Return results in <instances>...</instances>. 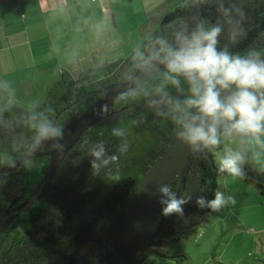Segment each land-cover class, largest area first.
<instances>
[{"label":"trees","instance_id":"16d2710c","mask_svg":"<svg viewBox=\"0 0 264 264\" xmlns=\"http://www.w3.org/2000/svg\"><path fill=\"white\" fill-rule=\"evenodd\" d=\"M221 4L224 8L232 9L230 15H224L218 10ZM237 10L244 13L242 20ZM202 19L207 20L209 24L223 25V31L218 37V50L227 48L233 54H245L254 49L260 51L264 58V0H180L165 12L159 28L149 39L138 46L142 47L140 53L151 56L156 47L157 37L162 36L170 43H175L177 31L184 27L191 31ZM237 21H240L245 34L233 41L231 33ZM138 53L124 62H118L113 69L123 67L129 61L137 67L144 65ZM72 78L83 81L82 76H69V79ZM153 78L158 79V82L152 81L142 90L126 96L125 99L130 107L121 117L108 121L103 127L102 134H94L99 130H95L96 127L88 129L67 152L53 175L46 195L23 213L26 224L20 225L18 227L20 230H13L16 232L14 235L20 234L19 242L11 250L8 264H87L108 254L116 247L125 227L126 208L135 186L148 166L176 136L166 101H161L158 106L150 103L153 100H161L157 91L158 86L164 82L163 77ZM65 84L63 80H56L51 87L52 94L46 93L42 100L31 107L10 104L0 112V119L2 118L0 160L5 157L15 159L30 147L36 135L33 124L44 117L54 120V113L60 103L58 95H64V87L67 86ZM181 85L183 90L168 85L166 91L172 97L182 100L187 95L188 86L183 80ZM11 109H15L12 119L11 117L3 119V114H7ZM11 123L14 126L9 128L8 125ZM127 124L135 132L147 130L152 134L151 139L145 144L141 143L138 151L131 150L121 155L118 161L120 181H106L105 186L95 191L97 197L94 199L92 198L94 192L91 193L89 188H83L82 185L91 173L89 149L95 143L103 141L110 155L113 144L108 136L112 128ZM10 130L12 133H7ZM74 161L79 163L75 164ZM109 167L115 170L117 165L112 164ZM244 168L247 177H251L253 172L249 160ZM44 171L45 168L40 175H43ZM31 173L21 166L15 171L0 174V215L7 202L20 193L21 187L27 188V184L30 183L27 175ZM216 173L214 150H211V153L206 150L194 157L186 174L182 193V195L190 193L192 199L183 206V216L170 215L165 229L148 254L158 259L167 258L175 261L187 258L184 252L168 254L156 247L171 235L186 237L196 231L197 225L204 221L211 210L199 208L195 201L199 196H204L208 200L214 199L215 190L218 188ZM35 184L36 181L30 188L31 192ZM170 186L175 191L176 181ZM89 197L93 199L92 206ZM161 209L162 205L158 219L162 216Z\"/></svg>","mask_w":264,"mask_h":264},{"label":"clouds","instance_id":"9594fccd","mask_svg":"<svg viewBox=\"0 0 264 264\" xmlns=\"http://www.w3.org/2000/svg\"><path fill=\"white\" fill-rule=\"evenodd\" d=\"M218 10L224 15L232 12V9L224 8L222 4ZM237 11L242 20L244 13ZM222 31L223 25L209 24L202 19L191 31L187 27L177 31L175 43H170L162 36L157 37L151 56L138 53L146 70L159 72L160 65L164 66V82L157 91L161 100L150 103L158 106L161 101H166L177 141L186 146L191 156L206 150L211 153V150L221 145L222 138L228 137L239 138L242 144H264L261 140L264 136V58L260 51L254 49L245 54H233L227 48L218 50V37ZM244 34L240 21H237L231 33L232 40L236 41ZM182 80L188 87L187 95L181 100L172 97L166 89L171 85L183 90ZM32 127L36 133L33 152L44 141L58 140L64 136L63 129L47 117ZM111 134L121 138L116 153L109 155L103 141L89 149L91 176L107 182H119L121 175L118 161L121 154L127 153L129 143L125 128L114 127ZM60 147L63 148L62 145ZM74 163L78 164L79 161ZM216 163L219 174L234 179L248 176L244 168L248 163V155L244 149L225 148ZM0 164L15 167L16 161L5 157L0 160ZM112 164L117 165L115 170L109 167ZM30 166L29 162H25V167ZM156 191L160 196L162 215H184L183 206L192 199L190 193L178 196L169 184L159 185ZM195 203L201 209L207 208L212 213H218L226 207L235 206L237 200L234 195H226L217 188L214 199L199 196Z\"/></svg>","mask_w":264,"mask_h":264},{"label":"rangeland","instance_id":"374dc122","mask_svg":"<svg viewBox=\"0 0 264 264\" xmlns=\"http://www.w3.org/2000/svg\"><path fill=\"white\" fill-rule=\"evenodd\" d=\"M179 1L180 0H113V3L111 2V8H113L115 14V22L111 17L105 18V20H102L100 17L96 20L89 16L80 18L82 12L79 11V16L77 18L79 20L78 23L77 20L72 19V23H67L66 29L72 28V26H74V29H79L82 24L84 27L90 26V28L85 32L86 34L84 36L73 35L72 37H68L66 40L69 41L63 43L61 48H57L56 56L59 59L60 66L57 65L56 62L53 63L51 59L46 58L52 54H46L44 55L46 57L38 58V56H42L38 55L41 53L37 50H32V54H35V58L29 57L24 66H21L22 69H20L19 72H16L17 75L14 73L15 75L6 78L5 76H0V108H6L10 104L16 106L19 105L21 107H31L34 103L42 100L46 93L52 94L51 87L56 80H66L68 83L74 82V84L82 83L84 85L86 82L92 81V79L96 80L99 76L102 77L105 72L113 70L118 62H124L129 58V55L133 50L145 43L154 31L159 28L165 12ZM80 20L82 21V24H79L81 23ZM70 31L72 30H69L66 34L64 27L61 26L58 32L63 36L61 39H58V41L61 43V40H65L66 35L71 36L73 32ZM83 51H86L87 53H82ZM4 60L6 66L12 64L9 62L8 58ZM31 61L34 62L33 67L27 68ZM76 61H80V65L77 64ZM66 62H70V65L67 68L64 67ZM11 66L13 67V65ZM73 75L82 76L83 81L79 78L70 81L69 76L73 77ZM4 84H7V86H3ZM79 89L80 92H83L88 89V85H84L82 89ZM3 90L6 92H3ZM50 106L52 105L50 104ZM13 110L15 109L8 110L7 114L5 113L3 115L11 117L10 119H12ZM8 126L9 128H12L14 124L11 123ZM120 127L126 129V139L129 143L128 151H138V148L142 145L141 143L145 144L151 139L152 134L147 130L135 132L128 124ZM103 132L104 129H99L94 134L99 135ZM7 133L11 134L12 130ZM108 138L112 140L111 143L113 144L110 150L111 155L116 153L117 147L121 143V138L114 137L112 134H110ZM261 140L264 141V136L261 137ZM133 143H135V145ZM228 143H232L230 148L233 149L237 147L240 148V144H242L240 143L239 138H222L221 145L214 149L215 163L216 159L223 153L224 149L228 148ZM242 145H244L242 149L247 151L248 158H250L249 163L253 172V181L261 180L264 182V149H259L257 151L255 142ZM32 175V173L27 175L28 182L33 178ZM224 175L225 174H219L217 170L216 179L218 182V188L221 191H223L222 181L225 182V180L222 179ZM228 180L230 179L227 178L226 182L229 185L236 183V181L229 182ZM29 184L30 183L27 185ZM105 184L106 181L104 179L99 177L93 178L90 173V177L82 185L83 188H89L91 193L94 192L92 198L95 199L97 197V192L95 191H99L105 186ZM243 185L245 186V192H248V194H242L240 199L237 197V203L235 205L238 206L246 205L248 203L252 204L257 201V196L255 195V183L246 181L245 183L243 182ZM236 191H240V189H237ZM236 196H239V194ZM259 197L264 200L263 193H260ZM92 198L90 200L91 206L93 205ZM260 209L264 210V207H260ZM226 210L227 207L218 213H207L204 221L197 225L196 231L186 237L172 235L167 237L160 246L156 247V249L163 252L166 251L168 254H179L184 252L187 255V258L182 261L164 258L165 261H163V264H189V262H192L191 264H203L207 257V249L215 250L216 240H218V254L221 253L227 243H230L223 251L226 252V256L232 251V248L234 247L233 245L237 240L241 239L246 241L249 239L243 234L232 236L234 235V231L229 232L228 226L227 230L222 229L223 226L221 227L219 222H215L216 218L213 216L223 214ZM209 219L214 223L216 233H207V229H209ZM261 224L263 225L264 223ZM223 228H225V226ZM253 236L260 237L261 235L254 234ZM243 247L246 248L245 246ZM253 252L254 251L250 250L249 255H246V257L254 258ZM145 257L146 258H144L139 264H161L156 258L153 260L151 259V257L156 256L147 254Z\"/></svg>","mask_w":264,"mask_h":264},{"label":"crops","instance_id":"0c3cea01","mask_svg":"<svg viewBox=\"0 0 264 264\" xmlns=\"http://www.w3.org/2000/svg\"><path fill=\"white\" fill-rule=\"evenodd\" d=\"M111 2L113 3V0H0V76H5L6 78L19 72V70L22 69L21 66H24L29 57L35 58V54H32V50H37L41 53L38 55L42 56H38V58L46 57L44 56L46 54H52L46 58L51 59L53 63L56 62L57 65L60 66L59 59L56 56L57 48H61L63 43H67V41H69L66 40L68 37H72L73 35L84 36L86 34L85 32L90 28V26L84 27L80 20L81 23L79 24H82V26H80L79 29H74V26L66 29L67 23H72V19L77 20L78 23L79 20L77 18L79 16V11L82 12L80 18L89 16L96 20L98 17L105 20V18L111 17L115 22L116 18L113 8H111ZM61 26L64 27L66 34L69 30H72L70 32L73 33L71 36L66 35L65 40H61L60 43L58 39H61L63 35L58 31ZM82 53L87 52L83 51ZM6 58L12 63L9 66L4 64V59ZM76 62L80 65V61ZM11 65H13V67ZM33 65L34 62L31 61L27 68H32ZM69 65L70 62H66L64 67L67 68ZM73 77L75 76L73 75ZM3 86H7V84ZM4 91L5 90H3V92ZM228 144V148H230L232 143ZM262 145L264 146V144H256L257 151L259 149H264ZM243 146L244 145L240 144L241 149ZM249 159L250 158H248V160ZM252 176L253 174L251 177L245 179H234L224 175L222 179H224L225 182L222 181V187L226 195H234L236 199L237 197L240 199L242 194H248V192H245L243 182H254L256 185L255 195L257 196V201L252 204L247 202L248 204L246 205L229 206L223 214L213 216L216 218L215 222H219L221 227L225 226V228L222 227V229L227 230L229 227V232L234 231V235L232 236L243 234L249 239L246 241L241 239L237 240L233 245L232 251L226 256V252L223 251L230 243H227L221 253L218 254V240H216L215 250L207 249V257L203 264H264V224H261L264 223V210L260 209V207H264V200L259 197L260 193L264 194V182L261 180L253 181ZM227 178L230 179L228 180L229 182L236 181V183L232 185L227 184ZM237 189H240V191H236ZM238 194L239 196H236ZM208 225L209 229H207V233H216L214 223L211 219H209ZM254 234H260L261 236L256 237L253 236ZM249 249L254 251V258L246 257V255H249ZM154 258L161 264L165 261L164 259L151 257L152 260ZM191 263L192 262H189V264Z\"/></svg>","mask_w":264,"mask_h":264},{"label":"water","instance_id":"95a60500","mask_svg":"<svg viewBox=\"0 0 264 264\" xmlns=\"http://www.w3.org/2000/svg\"><path fill=\"white\" fill-rule=\"evenodd\" d=\"M163 68L164 66L160 65V69ZM152 72L156 71L146 70L145 67L134 72L115 88L112 95L104 96L91 107L90 111L82 114L78 119H73L63 138L53 140L52 146L45 145L43 142L33 152L32 145L14 159L16 161L15 167L0 165V174H5L14 171L23 162L31 158L41 155L49 157L47 168L31 195L20 202L18 201L23 194L14 198L1 213L0 235L17 215L25 212L46 194L57 167L83 131L107 115L114 98L132 87L137 80ZM4 109H1L0 112ZM60 145L63 146L62 149ZM195 156L189 155L186 146L178 142L175 136L148 166L135 186L126 208L125 227L116 247L108 254L87 264H139L155 245L170 217V215H162L158 219L161 204L159 202L160 196L156 191L157 187L161 184L171 185L173 181H176L175 191H177L178 196L182 195L186 174ZM5 258L6 252L0 253V264H8Z\"/></svg>","mask_w":264,"mask_h":264},{"label":"flooded vegetation","instance_id":"af4514ba","mask_svg":"<svg viewBox=\"0 0 264 264\" xmlns=\"http://www.w3.org/2000/svg\"><path fill=\"white\" fill-rule=\"evenodd\" d=\"M141 48L142 47H137L135 50H133V52L129 55V59L132 56H134L136 53L138 52L140 53ZM142 67H144V65L137 67L136 64L134 63L132 64V61H129L128 64L124 65L123 67L120 66L116 69L107 71L104 73L102 77L99 76L96 80L92 79V81L86 82L84 85H88V89L84 90L83 92L82 91L80 92V89H79V88L82 89L84 87L82 83L74 84V82L68 83L66 80H64L63 83L65 84V82H67V84L65 85H67L66 87L68 88L64 87L65 88L64 95L63 94L58 95V97L60 98V103H59L58 109L54 113L53 122L57 124L59 127H61L65 134L68 131V126L72 122L73 119H78V117H80L82 114L90 111L91 107L97 101H100V99H102L104 96L112 95L113 91H115V88L121 82L128 79L131 75H133L134 72H136ZM164 71L165 69L163 68V69H160L159 72H152L151 74L144 76L143 78L137 80V82L132 87L123 91L116 98L114 99L112 98L113 99L112 104H110V108L108 110L107 115L104 116L101 120H99L95 124L91 125L85 131H87L88 129L92 127L93 128L96 127L95 130L103 129V127H105L104 125H106L108 121L114 120L117 117H121L123 112L126 111L130 107V104L127 103L128 101H126L125 98L126 96L132 95L133 91L131 90L134 89L135 90L134 92L136 91L138 92L142 90L147 84H150L152 81L158 82V79L153 78V77L156 76L159 79L162 78L160 76H162V73ZM69 80H73V78ZM13 116H14V112H13ZM6 117L7 116H4L3 119ZM85 131H83V133ZM52 142L53 140H47V141H44V144L48 146H52L51 144ZM33 143L30 146H32ZM48 161H49V157L47 155H41V156L34 157V158H31L25 161V162L30 163L31 165L30 167H25V164H24L25 162H23L20 166L17 167L18 169L19 167L23 166L26 168V171H31L33 174L32 175L33 178L30 179V184L27 185V188L25 186L21 187L20 193L17 195H14L10 199V201L7 202L3 211L8 207V205L11 203V201L14 198L23 194V196L18 201L20 202L25 197L31 195L32 192L30 191V188L36 181V184L33 186V189H32L34 190L37 184L40 182V179L42 176L40 175V172L42 171L43 168H45L46 170ZM23 213L17 215L9 223L5 231L0 235V253L6 252V258H5L6 262L10 261V252L14 248V246L19 242L18 235H14L16 232H14L13 230H20V228L18 227L24 223L26 224L25 222L26 220H25V217L23 216Z\"/></svg>","mask_w":264,"mask_h":264}]
</instances>
